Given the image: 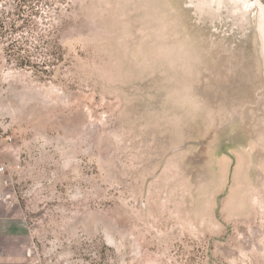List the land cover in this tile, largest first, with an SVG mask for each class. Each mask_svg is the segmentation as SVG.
<instances>
[{
	"label": "rangeland",
	"instance_id": "374dc122",
	"mask_svg": "<svg viewBox=\"0 0 264 264\" xmlns=\"http://www.w3.org/2000/svg\"><path fill=\"white\" fill-rule=\"evenodd\" d=\"M0 160V264H264V0H0Z\"/></svg>",
	"mask_w": 264,
	"mask_h": 264
},
{
	"label": "built area",
	"instance_id": "2783aa9c",
	"mask_svg": "<svg viewBox=\"0 0 264 264\" xmlns=\"http://www.w3.org/2000/svg\"><path fill=\"white\" fill-rule=\"evenodd\" d=\"M8 170H9V167L7 163L5 161L0 160V179L7 175Z\"/></svg>",
	"mask_w": 264,
	"mask_h": 264
},
{
	"label": "trees",
	"instance_id": "16d2710c",
	"mask_svg": "<svg viewBox=\"0 0 264 264\" xmlns=\"http://www.w3.org/2000/svg\"><path fill=\"white\" fill-rule=\"evenodd\" d=\"M21 9V8H20Z\"/></svg>",
	"mask_w": 264,
	"mask_h": 264
}]
</instances>
